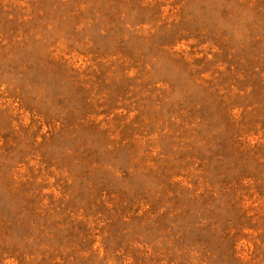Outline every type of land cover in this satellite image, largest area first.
<instances>
[{
	"label": "rangeland",
	"instance_id": "obj_1",
	"mask_svg": "<svg viewBox=\"0 0 264 264\" xmlns=\"http://www.w3.org/2000/svg\"><path fill=\"white\" fill-rule=\"evenodd\" d=\"M0 264H264V0H0Z\"/></svg>",
	"mask_w": 264,
	"mask_h": 264
}]
</instances>
